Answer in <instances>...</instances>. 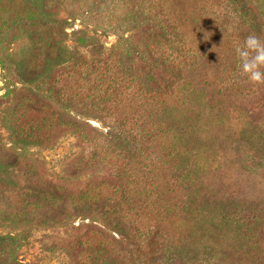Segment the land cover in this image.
Instances as JSON below:
<instances>
[{"label":"rangeland","instance_id":"rangeland-1","mask_svg":"<svg viewBox=\"0 0 264 264\" xmlns=\"http://www.w3.org/2000/svg\"><path fill=\"white\" fill-rule=\"evenodd\" d=\"M44 1L56 12L66 36L41 22L32 10L33 0H0V237L7 238L0 243V264H74L85 256L73 243L83 225L117 238L106 221L90 211L80 210L65 226L31 222L34 179L61 185L83 199L111 190L95 181L107 171L89 174L84 164L76 166L84 152L102 157L106 149L97 134L78 137L64 125L60 106L69 98L87 113L78 118L98 134L106 136L115 122L118 129L131 128L138 118L149 132L152 129L149 153L139 162L125 157V168L132 167L136 176L130 180L152 189L160 203L175 212L162 215L161 208L149 204L125 210L132 223L154 227L164 238H158V247L151 246L148 260L264 264V242L253 244L221 218L234 217L239 209L249 215L258 206L264 221V83L248 80L236 54L251 34L264 41L255 28L256 21L264 23V0H245V12H231L229 0ZM161 11L170 12L185 37L191 50L187 66L168 78L160 92L144 98L126 95L121 104L112 100L93 105L96 97L107 99L94 91L106 78L105 63L120 60L126 68L143 66V51L155 44L145 17L158 18ZM262 30L264 34V25ZM61 38L81 55L72 68L53 66L59 64ZM111 52L118 56L109 62ZM28 73L38 78L31 81L35 76ZM133 91L137 93L131 86L126 93ZM77 106L70 107L76 111ZM18 130L23 138L15 134ZM19 138L42 144L22 146L16 142ZM110 152L121 151L112 147ZM136 187L130 184L129 189L135 192ZM233 200L252 206L238 207Z\"/></svg>","mask_w":264,"mask_h":264},{"label":"trees","instance_id":"trees-1","mask_svg":"<svg viewBox=\"0 0 264 264\" xmlns=\"http://www.w3.org/2000/svg\"><path fill=\"white\" fill-rule=\"evenodd\" d=\"M229 1L232 6L231 12H234L232 8H234L235 11L242 12H245L248 8L245 0ZM33 4L34 7L32 10L38 18L42 19L41 22L44 25L54 26L57 28L60 35H67L64 29L60 28L62 24L54 16L56 12L54 13L51 11L48 2L44 0H33ZM161 12L160 17H153V19L149 18V21L147 16L145 17L149 26V37L153 39L155 44L151 47H147L143 51V66L139 68H126L122 65L120 60H118L117 64L116 62L105 63L104 76L106 78L104 77V80L98 81L94 85V91H96V93H104L107 99L96 97L93 100V105H103L107 101L112 100L115 101V104H121V102L127 101L126 95H130L128 98L134 96L144 98L142 97L143 95L160 92L163 90V83H165L168 78L176 77V75L187 66L191 50L185 43V37L178 31L176 25L173 24V21L169 18L168 14H170V12ZM263 25L264 23L259 20L255 22V28L264 36L262 32ZM62 43L61 38L57 47L59 64L53 66L72 68L70 64L72 62L77 64L81 55L78 54L77 49L70 50L68 46ZM101 54L103 55L104 52ZM109 55V62L110 60L116 59L118 56V54L114 55L112 52ZM78 66L83 68L82 64ZM112 69H114L115 72L110 76L107 75L108 72L112 73ZM32 74L33 73H28L26 76H31ZM32 76L35 77H30L32 79L31 81L38 78L36 74ZM153 80L157 82L154 81L152 83ZM131 86H134L137 93L134 91V94L133 92L126 93ZM77 93H81V89H79ZM115 95L119 98L118 100ZM48 98L51 99V95H49ZM66 101L68 105L63 101V105L60 106L61 112L63 113L61 118L65 121L64 125L78 137H83L86 133L97 134L104 143V149H106L102 157H96L93 153H88L86 155L84 152V154L80 156L79 161L75 162L76 166L84 164L83 168H85L89 174H101L107 171L105 177L102 175V177H97L95 181L99 183V186L108 187L111 188V190L107 191L104 195L102 194L97 197L86 196L85 199H83L80 196L73 197L70 191L62 188L61 185H54L52 182L48 181L39 183L34 179L32 180L30 192L31 214L29 215L32 217L31 222L41 227H52L55 225L65 226L67 225V220L71 216L81 214L80 210L96 213V215L106 221V225L110 226V228L116 232L117 238H110L105 231L97 227L85 225L79 227L77 230V232L80 233L79 237L77 240L75 239L73 243L76 244L78 249L85 253V256L80 259H75L74 264H156L158 261L155 262L154 260L147 259L149 256L148 252L151 246L154 245L158 247L157 240L158 238L164 240L163 236H160L154 227L132 223L127 213L128 210L125 211L128 209L127 207L130 206H136L142 209L144 205L149 204L151 207L161 208L160 211L162 215L167 216L175 213L173 210L166 208L167 205L160 203L159 197H155L152 189L151 191L144 185L141 187V182L131 181L130 179L136 177L135 173L132 171V167L125 168L129 166V164L125 162L126 156L130 155V158H135L136 162H139L141 157L149 153L146 147L147 143L149 145L151 144V136L153 135L152 129H150L149 132V130L145 128L146 124L141 121L142 118H138L139 120H137L131 128H124V126H122L124 129H118V122H115L116 128L111 132H107L106 136H104L98 134L96 130L90 128L78 118L77 115L86 116L87 113L83 111V108L77 106L78 104L74 105L71 98ZM75 102L77 103V100ZM70 106H72V108L77 106L76 111H73ZM72 112L76 113V115L72 116ZM124 119L126 120V117ZM15 134L20 136L19 130L16 131ZM21 138L16 142L20 143L22 146L28 144H42L41 141L30 142ZM112 147L121 151L119 152L120 155L110 152ZM127 149H130L132 154L129 153ZM124 151L125 153L127 151L125 155ZM121 157L123 158L120 161ZM113 159H118L119 162L116 163ZM74 167L73 165L72 168L74 169ZM72 173L74 178H76L77 173ZM127 178L129 180H127ZM130 184L137 186L135 192L130 191ZM150 185L152 187L154 184L150 183ZM150 185L148 188H151ZM186 200L188 202L190 201L189 195ZM195 202L196 200L194 199L189 204H194ZM235 202L239 204L237 205L238 207L252 206V204H246L247 202L244 203L245 205L237 201ZM237 211L239 215L235 213L237 214L236 216L228 218L222 216V220L227 226L234 227L236 231L242 233V235L253 244L257 245L264 242V221L261 219L258 206L249 215L243 214L241 209ZM88 236L92 237L93 241H83V239ZM100 238L107 241V244L102 242ZM6 240V237H0V243ZM152 261L155 263H152ZM2 264L38 263L9 262Z\"/></svg>","mask_w":264,"mask_h":264},{"label":"clouds","instance_id":"clouds-1","mask_svg":"<svg viewBox=\"0 0 264 264\" xmlns=\"http://www.w3.org/2000/svg\"><path fill=\"white\" fill-rule=\"evenodd\" d=\"M236 54L242 73L253 84L264 83V41L255 35L247 36L242 46H237Z\"/></svg>","mask_w":264,"mask_h":264}]
</instances>
